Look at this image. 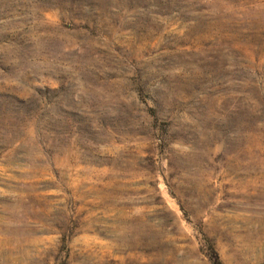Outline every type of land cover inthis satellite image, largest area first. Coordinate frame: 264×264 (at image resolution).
<instances>
[{
	"label": "rangeland",
	"instance_id": "obj_1",
	"mask_svg": "<svg viewBox=\"0 0 264 264\" xmlns=\"http://www.w3.org/2000/svg\"><path fill=\"white\" fill-rule=\"evenodd\" d=\"M1 222L0 264H264V0H0Z\"/></svg>",
	"mask_w": 264,
	"mask_h": 264
},
{
	"label": "bare ground",
	"instance_id": "obj_2",
	"mask_svg": "<svg viewBox=\"0 0 264 264\" xmlns=\"http://www.w3.org/2000/svg\"><path fill=\"white\" fill-rule=\"evenodd\" d=\"M11 216V215H10ZM12 221V220H11ZM6 222V221H5ZM9 222V221H8ZM7 223V222H6ZM19 229V228H18ZM17 232V227L11 224H5L3 222L0 223V251L1 249H6L8 247H2L6 245L7 240L13 238V235H15ZM17 238V237H16ZM39 239V238H38ZM11 246V244H9ZM17 245V244H16ZM12 247V246H11ZM9 249H13L9 248ZM15 250V249H14Z\"/></svg>",
	"mask_w": 264,
	"mask_h": 264
},
{
	"label": "trees",
	"instance_id": "obj_3",
	"mask_svg": "<svg viewBox=\"0 0 264 264\" xmlns=\"http://www.w3.org/2000/svg\"><path fill=\"white\" fill-rule=\"evenodd\" d=\"M218 260V259H217ZM217 263H219V262H217Z\"/></svg>",
	"mask_w": 264,
	"mask_h": 264
}]
</instances>
